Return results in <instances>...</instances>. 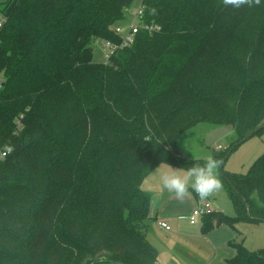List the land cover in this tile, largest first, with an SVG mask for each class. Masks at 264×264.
<instances>
[{"label":"trees","instance_id":"trees-1","mask_svg":"<svg viewBox=\"0 0 264 264\" xmlns=\"http://www.w3.org/2000/svg\"><path fill=\"white\" fill-rule=\"evenodd\" d=\"M134 1L0 0V150L13 149L0 161V264H156L142 183L161 164L204 163L178 141L199 124L233 130L210 154L236 212L204 228L264 223V153L246 175L225 170L264 132V0H142L161 29L95 62L93 41H117ZM232 246L229 264H264V250Z\"/></svg>","mask_w":264,"mask_h":264},{"label":"crops","instance_id":"crops-1","mask_svg":"<svg viewBox=\"0 0 264 264\" xmlns=\"http://www.w3.org/2000/svg\"><path fill=\"white\" fill-rule=\"evenodd\" d=\"M170 167L173 170L182 169L161 164L142 183V189L151 198L147 234L158 251L156 264H229L236 256L232 244L242 240L244 244L245 234L238 223L230 227L213 221L210 229L204 228L206 223L202 220L198 225L191 224L189 218L196 213L199 198L192 192L190 197L179 201L162 190L159 174L169 171ZM211 203L215 213L223 214L216 204ZM159 222H165L170 229L161 228Z\"/></svg>","mask_w":264,"mask_h":264},{"label":"rangeland","instance_id":"rangeland-1","mask_svg":"<svg viewBox=\"0 0 264 264\" xmlns=\"http://www.w3.org/2000/svg\"><path fill=\"white\" fill-rule=\"evenodd\" d=\"M141 0H135L132 10H137ZM128 19V16H127ZM124 22L121 21L119 23ZM103 41H99L94 48L93 60L103 62ZM233 134L231 127H215L199 124L194 128L184 132L180 138L181 155L187 159H205L210 155L212 149L222 150L228 144L229 137ZM264 153V132L246 140L236 149L228 159L225 170L231 173L245 174L250 166ZM222 182V181H221ZM222 189L209 197L214 205L223 212L224 215L234 217L235 207L228 195L227 186L222 182ZM245 234L244 246L250 251L264 250V223H245L237 224Z\"/></svg>","mask_w":264,"mask_h":264},{"label":"clouds","instance_id":"clouds-1","mask_svg":"<svg viewBox=\"0 0 264 264\" xmlns=\"http://www.w3.org/2000/svg\"><path fill=\"white\" fill-rule=\"evenodd\" d=\"M260 3L261 0H223L224 6H232L236 9L244 5L252 6L255 4L258 6ZM150 13L154 15L156 9L151 8ZM221 163V160L210 154L203 164H194L186 170H173L170 167L169 171H163L159 174L162 190L174 195L179 201L190 197L192 192H195L201 200L207 199L223 187L218 172ZM104 259V257L100 258L101 264H103Z\"/></svg>","mask_w":264,"mask_h":264},{"label":"built area","instance_id":"built-area-1","mask_svg":"<svg viewBox=\"0 0 264 264\" xmlns=\"http://www.w3.org/2000/svg\"><path fill=\"white\" fill-rule=\"evenodd\" d=\"M128 19L124 20V22L116 24L115 27L112 28L113 32L115 33L116 37H118L117 41H111L109 39H101L97 38L93 41L92 46L96 48L99 41H103V63H108L111 58L116 55L119 51L130 47L139 32H146V33H155L158 32L161 28L160 25L147 23L144 19V6L142 4V0L140 3L139 8L135 11L130 8L127 10ZM4 20L0 16V28L4 24ZM11 146H5L3 149L0 150V161L6 158L12 152ZM197 195V194H196ZM199 198V204L197 207L196 213L189 218L191 224H200V221L211 214L214 213V207L211 201L207 198L201 200ZM161 228L170 229V227L165 222L158 223Z\"/></svg>","mask_w":264,"mask_h":264},{"label":"water","instance_id":"water-1","mask_svg":"<svg viewBox=\"0 0 264 264\" xmlns=\"http://www.w3.org/2000/svg\"><path fill=\"white\" fill-rule=\"evenodd\" d=\"M252 136H253V135H249L246 139H244V140L242 141V143H244L246 140L250 139Z\"/></svg>","mask_w":264,"mask_h":264},{"label":"bare ground","instance_id":"bare-ground-1","mask_svg":"<svg viewBox=\"0 0 264 264\" xmlns=\"http://www.w3.org/2000/svg\"><path fill=\"white\" fill-rule=\"evenodd\" d=\"M215 212V211H214Z\"/></svg>","mask_w":264,"mask_h":264}]
</instances>
